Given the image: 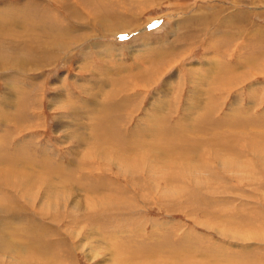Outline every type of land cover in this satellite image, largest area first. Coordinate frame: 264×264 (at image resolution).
<instances>
[{
  "label": "rangeland",
  "instance_id": "1",
  "mask_svg": "<svg viewBox=\"0 0 264 264\" xmlns=\"http://www.w3.org/2000/svg\"><path fill=\"white\" fill-rule=\"evenodd\" d=\"M68 1L85 22H71L53 0H0V48L11 54L33 37L85 38L46 68L0 70L1 164L44 182L30 195L0 183V237L16 249L0 252V264H264V0H89L108 5L100 19L135 26L118 35L123 26L101 28L81 0ZM216 63L213 86L224 88L209 87L210 111L187 127L192 73ZM89 101L100 102L96 112ZM156 122L158 152L143 149ZM82 124L90 137L76 132ZM77 134L89 139L81 153ZM84 198L93 202L86 212L74 202Z\"/></svg>",
  "mask_w": 264,
  "mask_h": 264
},
{
  "label": "bare ground",
  "instance_id": "2",
  "mask_svg": "<svg viewBox=\"0 0 264 264\" xmlns=\"http://www.w3.org/2000/svg\"><path fill=\"white\" fill-rule=\"evenodd\" d=\"M53 1H55V2H57V3H59L58 5L61 7V9L62 10H65V12H67V17L69 18V20L71 21V22H74L75 20H80V19H84V18H82L79 14V12L77 11V8L75 9V7H74V4L73 5H70V2L68 1V0H66V1H59V0H53ZM75 1V0H74ZM42 2V1H41ZM78 3L81 5V6H83L84 8H81L82 9V11H83V9L86 11V14H91L92 16H95V18H93V17H90L89 16V19L88 20H91V22L93 23V24H98V25H101V28H103V27H105V26H107V25H110L111 23H113V26L115 25H117V26H123V28L119 31V33H117L116 35H118V34H122V33H128V34H130V29H132L133 27L135 28V26L133 25V23H132V25L133 26H130V25H124L123 24V21H124V19H123V17L121 18V16L120 15H114L113 16V18L112 19H109V20H106V19H104V18H102V19H100L99 18V13H100V8H99V6H107L108 7V5L105 3V2H103V1H92L91 3H90V1L89 0H84V5L82 4V0L81 1H78ZM77 4V3H76ZM75 4V5H76ZM90 4H92L93 6H90V7H88ZM24 6V5H23ZM34 6V5H33ZM76 7H77V5H76ZM17 9V8H16ZM111 9H113V8H111ZM115 10V9H114ZM2 11H5V10H2ZM15 11V10H14ZM43 12V11H42ZM108 12H109V9H108ZM9 14V13H8ZM8 14H7V16H8ZM41 14H39L38 16H40ZM111 15V14H110ZM6 16V17H7ZM29 16V15H28ZM3 17V16H2ZM30 17V16H29ZM47 17V16H46ZM114 17H116V20H114ZM1 18V17H0ZM10 18V17H9ZM8 18V19H9ZM14 18V17H13ZM20 18V17H19ZM33 18H35V17H33ZM4 19V18H3ZM7 18H5V20H6ZM16 19V18H15ZM21 19H22V17H21ZM20 19V20H21ZM31 19H32V17H31ZM47 19H49V18H47ZM2 20V19H1ZM10 20V19H9ZM45 20H46V18H45ZM85 20V19H84ZM123 20V21H122ZM82 23L83 22H85V21H82V20H80ZM227 21V20H226ZM4 24L6 23L4 20L2 21ZM14 22H15V20H14ZM77 22V21H76ZM76 22H74V23H76ZM80 22V23H81ZM2 23V24H3ZM9 23V22H8ZM79 23V24H80ZM2 24H0V25H2ZM42 25V24H41ZM105 25V26H104ZM103 26V27H102ZM8 27V26H7ZM42 27H44V24L42 25ZM1 28V27H0ZM37 28H39V26H38V24L36 25V27L34 28V30H37ZM106 28V27H105ZM108 28V27H107ZM40 29V28H39ZM46 30H49V29H47L46 28ZM105 31V30H104ZM110 30H108V32H109ZM10 32V31H9ZM50 32H52V31H50ZM4 33V32H3ZM7 33V32H6ZM110 33V32H109ZM10 35V34H9ZM51 35H53L54 36V39H49V40H40V39H38V38H36V39H34L35 37H33L32 38V40L33 41H29V42H27V43H25V47H23L21 50H17L18 51V53H14V54H11L12 53V51H13V49H6V50H4L3 48H0V70H7V69H16V70H18L19 72H21V73H26L25 71L26 70H29L30 68H33L34 66H37V69H39V68H41V67H43V66H45L44 68H46L48 65H49V63L50 62H52L53 61V59H56L57 57H59V56H62V55H64V54H66L65 52H69V51H71V48H73V47H75V46H78L79 48L82 46V42H83V39H85V38H82V37H74V38H70V37H68V35H67V33H65V32H62V33H59V34H51ZM112 35V34H111ZM21 36H25V35H20V36H18V37H20L21 38ZM55 36H57V37H55ZM32 37V36H31ZM26 38H29V37H26ZM53 38V37H52ZM16 39V38H15ZM23 40V39H22ZM8 46V45H7ZM136 46V45H135ZM13 48V47H12ZM138 48H142L141 46H138ZM19 49V48H18ZM103 49V48H102ZM28 50V51H27ZM105 50V49H104ZM27 51V52H26ZM107 52H108V49H107ZM132 53H130V55H132V57H137V56H139L138 55V50L137 49H134V50H132L131 51ZM84 53V52H83ZM82 53V54H83ZM36 56H37V60H35V58H36ZM118 61V60H117ZM211 61V60H210ZM208 66V65H207ZM217 63H216V65L214 66V67H212V66H209V68L205 71L206 73H204V74H202V73H200L199 71H194L192 74H193V78H194V89L190 92V98H191V101H192V103H195V104H192L191 102H190V104L189 105H186L185 106V108H184V114H183V116H185L184 117V119L182 120V123H186L187 124V127H191V126H193L195 123H197V122H199V121H201L202 120V117L203 116H201L202 115V113H206L207 111H210V109H208L209 108V105L211 104V99H212V97H211V95H210V90H209V87H211V90H213V89H215V88H220V89H223L224 88V84L223 83H225V81L224 82H222V83H220V84H218L217 82V86H213V84H214V82H213V80L215 79V69L217 68ZM41 70V69H40ZM30 71V70H29ZM28 72V71H27ZM119 73H120V70L118 69V70H116L114 73H113V75H112V77H111V80H108L109 82L110 81H114V77H117L118 75H119ZM244 73H246V72H244ZM252 77V76H251ZM235 82L237 81V79H235L234 80ZM61 85H62V79L61 80H59L58 81ZM196 82H198V83H196ZM20 85V84H19ZM102 85V87H103V90H104V88L105 87H110V86H112V85H109L108 83H102L101 84ZM101 85H98V86H96V88H100L101 87ZM199 85L200 86H202V87H204V88H201V87H199ZM168 86L169 85H167V88H168ZM28 87H30V86H28ZM101 87V88H102ZM250 87V86H249ZM9 88V87H8ZM13 88V87H12ZM26 88V87H25ZM200 88V89H199ZM14 89V88H13ZM21 89H23V88H21ZM252 89V87L250 88V90ZM10 91V90H9ZM105 92H107V89H105L104 90ZM163 91V90H162ZM23 92H26V91H23ZM164 93V92H163ZM16 97V96H15ZM17 97H18V95H17ZM60 96H58V98H59ZM164 97L166 98V99H168L169 97H168V95H164ZM195 97H197V98H195ZM8 99V98H7ZM18 99V98H17ZM21 99V98H20ZM93 99V98H92ZM96 99V98H95ZM61 99L59 98V100L57 99V103L59 104V103H61V101H60ZM7 102V101H6ZM11 103V102H10ZM20 103V102H19ZM100 103V102H99ZM98 102L96 103V105H95V107L93 106L94 104L93 103H91L90 101H89V104L87 103V102H85L84 104L85 105H87V107L89 108V110L91 111V109L92 110H94L95 112L97 111L96 110V108L98 107V106H101L100 104H99ZM167 103V102H166ZM1 104V103H0ZM16 104V103H15ZM239 104H240V101H239V99L238 98H235V100L233 101V104L231 105V107H236V110L238 109L237 107H239ZM6 105H10V104H6ZM5 105V106H6ZM17 105V104H16ZM15 105V106H16ZM13 106V105H12ZM104 106V105H103ZM102 106V107H103ZM151 106H152V108L157 112V113H160V112H162V111H160L161 109L160 108H156L155 107V105L154 104H151ZM165 106H166V104H165ZM17 107H18V105H17ZM8 108V107H7ZM12 108V107H11ZM78 109L77 110V112H75L76 114H79V109H81V108H79V107H74V106H72L71 108H68L67 107V110L68 109H70V111H73L74 112V110L75 109ZM106 109V108H105ZM106 111V110H105ZM105 111H104V113H105ZM165 111V110H164ZM234 111V110H233ZM7 112V111H6ZM99 112H101V113H103L102 111H99ZM8 113V112H7ZM7 113H5V115L7 114ZM165 113V112H164ZM215 113V112H214ZM231 113H233V112H231ZM10 114V113H9ZM13 114V113H12ZM12 114H10V116H13ZM166 114V113H165ZM168 114V113H167ZM216 114V113H215ZM235 114V113H234ZM4 115V116H5ZM85 115V114H84ZM97 115V114H96ZM206 115V114H205ZM213 115V114H212ZM9 115L6 117L7 118V120H8V118L10 117ZM167 116V115H166ZM108 117V116H107ZM5 118V117H4ZM211 118V117H210ZM229 119V118H228ZM231 119H233V118H231ZM73 120L74 121H77V120H79V119H77L75 116L73 117ZM104 122H112V120L109 118V119H107V120H104ZM149 122L151 123L152 122V118H149ZM107 124V123H106ZM157 124H159L158 122H156L155 124H154V127L153 128H150L149 130L147 129V128H145V129H147V131H145V134H143L141 131H140V137H141V139H142V135L141 134H143V135H145L144 137H145V139H144V141L145 140H147V141H145L144 142V144L146 143V142H149V144H145V146L143 147V149L144 148H150V147H153L152 146V142L154 143V141H155V139H156V136H157V133H156V130L158 129V126H157ZM58 126V125H57ZM69 126V125H68ZM68 126H66V127H60V126H58L60 129H67V128H69ZM149 126V125H148ZM150 127V126H149ZM195 128H196V125L194 126ZM78 131H87V136L88 137H90L91 136V134H93V129L91 128V127H89V126H87L86 124H82L81 125V127L76 131V132H78ZM201 132V131H200ZM7 131L6 130H4L3 128H1L0 127V134H5V135H7ZM203 133V132H202ZM74 134V133H73ZM75 135V134H74ZM84 135V134H83ZM176 135V134H175ZM93 136V135H92ZM202 136V135H201ZM2 137H5V136H2ZM69 135H68V137H66L65 139H69ZM158 137V136H157ZM176 137V136H175ZM174 137V138H175ZM75 138H79V145H80V147H81V151H80V148H79V151H78V153H81V152H83L85 149H86V139L87 140H89L88 138H84L83 136L82 137H80L79 136V134H77L76 136H75ZM152 138H155L153 141H151V139ZM140 139V140H141ZM179 140V139H178ZM140 142H142L143 143V141H140ZM150 142H151V145H150ZM180 143V142H179ZM220 143V142H219ZM142 145V144H141ZM249 148L248 149H250V148H255V147H258V145L259 144H256L255 142H253V143H251V142H249ZM248 145H247V147H248ZM84 148H83V147ZM155 147V146H154ZM154 147H153V149H154ZM219 147H221V145H219ZM141 148V147H140ZM261 148H263V147H261ZM177 149H179V148H177ZM241 149V148H240ZM146 150V149H145ZM243 150V149H242ZM76 151H77V148H76ZM90 151V150H89ZM93 151H94V149L92 150L91 149V153H93ZM96 151H94V153H95ZM100 152L101 151H99L98 150V152L97 153H95V154H97V155H94V157H97V158H100V156L102 155V154H100ZM154 152H158V149L155 147V150H154ZM209 152H212L211 150L209 151ZM188 153V152H187ZM191 153V152H190ZM190 153H188V154H184L186 157H191V155H190ZM74 154H75V152H74ZM85 155H88V153H87V151L84 153ZM192 154H196L195 152L194 153H192ZM198 154V153H197ZM103 156V155H102ZM196 155H194V156H192L191 158H194ZM8 157V156H7ZM104 157V156H103ZM5 159H6V157H4ZM85 158V157H84ZM167 158V157H166ZM166 158H163V159H166ZM8 160L10 159V157H8L7 158ZM134 159V158H133ZM131 160V159H130ZM135 160V159H134ZM136 160H138L139 162H140V160H147V159H145V158H138V159H136ZM135 160V161H136ZM168 160V159H167ZM113 162V161H112ZM138 162V163H139ZM115 163H116V161H115ZM142 163H144V162H142ZM146 163V162H145ZM165 163V162H164ZM114 164V163H113ZM220 164V163H219ZM19 166V168H23L24 166H26L25 164H23V163H19L18 164ZM140 165V164H139ZM141 165H143V164H141ZM0 166L2 167V169L3 170H0V183H3L5 186H9V187H11V188H13V189H15V190H17V191H20V190H24L28 195H30V193L29 192H27V190H32V188H41L42 187V185H41V183L40 182H42V183H44L43 181H40V182H38V181H36V178L35 177H32V176H28V175H21V174H14L13 172L14 171H11V170H13V168H11V167H5V166H2V164H1V160H0ZM130 166V165H129ZM133 168H134V166H133ZM6 169H11V170H7L6 171ZM24 169H26L28 172H30V170L29 169H27V168H24ZM70 169V168H69ZM139 169V168H138ZM19 170V169H18ZM67 170H68V168H67ZM2 171H5L6 173H3ZM67 172V171H66ZM8 173V174H7ZM56 174V173H55ZM130 174H131V176H133L134 174H135V172H134V170H131L130 171ZM56 175H58V176H60V174H56ZM136 175V174H135ZM53 178H55L56 179V177H53ZM165 178V177H164ZM136 182V181H135ZM57 183L58 182H56V180H50V185L52 186V188L54 189L55 188V190L57 189V187H58V185H57ZM136 184H138L137 182H136ZM60 187V186H59ZM132 188L134 189V190H137V191H139L140 189H141V187L139 186H136V185H134V184H132ZM59 195V194H58ZM66 195H68V194H66ZM66 195H64L65 197H66ZM57 196V195H56ZM60 196V195H59ZM62 196H63V194H62ZM48 197H50L51 198V196H48ZM69 197V196H68ZM57 198H58V196H57ZM60 198V197H59ZM63 198V197H62ZM139 198V197H138ZM67 199H69V198H67ZM66 199V200H67ZM37 200V199H36ZM46 200V199H45ZM45 200H44V202H45ZM64 200V199H63ZM38 201H41V200H38ZM47 201V200H46ZM57 201V200H56ZM78 201H82V202H84L86 205L84 206V208H86L85 209V212L88 210V209H92L93 208V202L91 201V202H89V200L87 199V198H84L83 200H77V199H74V202H76L75 203V205H76V207H77V204H78ZM107 201H110V200H107ZM35 202V201H34ZM34 202L33 203H28L29 205H34ZM43 201H41V203H42ZM43 202V203H44ZM60 203V202H59ZM66 203H69V202H66ZM105 204V203H104ZM39 205H40V203H39ZM38 205V206H39ZM44 205V204H43ZM56 205V204H55ZM83 205V204H82ZM47 206V205H46ZM66 206V205H65ZM81 206V205H80ZM48 207V206H47ZM103 207V206H102ZM31 208V207H30ZM71 208V207H70ZM14 209H16L15 207H13V206H11L10 208H9V211L11 212V214L10 215H13V216H15V210ZM33 209V208H32ZM72 209V208H71ZM71 209H69V211L71 210ZM103 209V208H102ZM73 210V209H72ZM106 210V209H105ZM104 210V211H105ZM93 211V210H92ZM72 212V211H71ZM79 212V211H78ZM82 211H80L79 213H81ZM84 212V211H83ZM24 213V212H23ZM77 213V212H76ZM17 215H18V213H17ZM17 219H19L18 217H17ZM14 221V220H13ZM16 221H18V220H16ZM20 221V220H19ZM5 222H7V221H5ZM5 222H2L1 224H4V226L5 227H8L7 226V224L5 223ZM6 224V225H5ZM234 228V227H233ZM232 228V229H233ZM36 229V228H35ZM210 229V228H209ZM214 229V228H213ZM217 229V228H216ZM215 229V230H216ZM235 229V228H234ZM233 229V230H234ZM237 231V230H236ZM0 233L3 235V236H5L2 232H1V230H0ZM221 233V232H220ZM225 233V232H224ZM234 234H235V230H234ZM221 235V234H220ZM223 235V234H222ZM231 235H232V233H231ZM237 235V234H236ZM236 235H234V236H236ZM233 236V237H234ZM248 236V235H247ZM233 237H230V238H232L233 239ZM239 237V236H238ZM246 237V236H245ZM256 237V236H255ZM240 239H242V237L240 238ZM247 239V238H246ZM241 241V240H240ZM248 242V241H247ZM90 248H92L91 246H90ZM94 248V247H93ZM246 249V248H245ZM76 250H77V248H76ZM79 250L80 251H82V250H84V247H83V244H81L80 246H79ZM86 251V250H85ZM0 252H6V253H14V252H16V249H13L12 247H10L9 245H7V243H6V241L2 238V237H0ZM88 254V253H87ZM97 254V253H96ZM2 255V254H1ZM6 255V254H5ZM9 255V254H8ZM4 256V255H3ZM7 256H5V258H6ZM9 257V256H8ZM11 257V256H10ZM90 257V256H89ZM207 257V256H206ZM4 258V257H3ZM32 258V257H31ZM30 258V259H31ZM204 259L206 260V258L204 257ZM12 260V259H11ZM14 261V260H13ZM105 261H106V259H105ZM153 261H157L156 259H153ZM0 262L2 263V261L0 260ZM11 263H13L12 261H10ZM31 262H32V260H31ZM107 262V261H106ZM104 263V262H103ZM103 263H101V264H103ZM8 264V263H7Z\"/></svg>",
  "mask_w": 264,
  "mask_h": 264
}]
</instances>
